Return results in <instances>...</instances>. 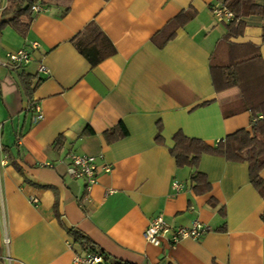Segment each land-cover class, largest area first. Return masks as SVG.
I'll return each instance as SVG.
<instances>
[{
  "label": "crops",
  "instance_id": "1",
  "mask_svg": "<svg viewBox=\"0 0 264 264\" xmlns=\"http://www.w3.org/2000/svg\"><path fill=\"white\" fill-rule=\"evenodd\" d=\"M227 1L39 0L45 10L33 13L23 35L13 15H3L9 0H0V264H74L86 252L70 228L112 262L264 264V195L249 164L202 155L197 170L210 187L198 191L195 169L170 152L179 130L216 145L252 128L239 88L219 92L212 77V55L229 32L213 9ZM255 2L258 10L242 18L243 32L230 41L260 47L264 60V0ZM192 9L195 17L159 46L158 32ZM93 22L115 49L95 66L73 42ZM33 42L39 46L29 64H7L9 52ZM120 127L128 134L108 140L106 132ZM71 151L96 156L110 172L101 170L88 190L85 179L69 174ZM159 215L172 228L199 220L208 230L157 246L144 232Z\"/></svg>",
  "mask_w": 264,
  "mask_h": 264
},
{
  "label": "trees",
  "instance_id": "2",
  "mask_svg": "<svg viewBox=\"0 0 264 264\" xmlns=\"http://www.w3.org/2000/svg\"><path fill=\"white\" fill-rule=\"evenodd\" d=\"M38 1L9 0V5L3 11V15H13L10 23L16 30L25 35L34 18L32 7ZM225 6L232 10L235 16L234 19L228 22V34L225 35L226 37L219 43L218 48L212 55L213 82L219 92L239 88L244 107L252 112V128L238 129L219 140L216 145H211L201 138L187 136L179 130L174 133L175 144L170 148V152L176 158L178 165H188L195 169L192 181L195 184L194 188L198 191H206L210 187L206 175L197 169L202 155L211 154L225 157L229 161L247 162L252 184L261 195H264V178L261 174L264 169V60L260 53V47L252 43L236 44L230 41L231 36L243 32L244 22L242 18L256 12L258 5L255 0H228ZM195 15L196 10L192 9L182 11L170 20L156 35L159 46H164L173 39L177 30L183 25L185 26ZM73 42L93 66L115 50L101 27L94 22L79 36H76ZM23 82L31 97L30 99H32L34 89L30 88L28 79L24 76ZM260 115L263 118H260ZM120 128L122 129L120 132L116 129L107 131V139L112 141L120 138L121 135L126 136L128 134L126 127ZM89 131L92 132V129H89ZM156 140H163L161 125ZM261 217L264 221V212ZM68 232L74 238L73 241L87 254L99 252L96 244L80 230L70 228ZM100 253L104 256V262L100 264H134L117 259L112 262L109 255L102 251Z\"/></svg>",
  "mask_w": 264,
  "mask_h": 264
},
{
  "label": "built area",
  "instance_id": "3",
  "mask_svg": "<svg viewBox=\"0 0 264 264\" xmlns=\"http://www.w3.org/2000/svg\"><path fill=\"white\" fill-rule=\"evenodd\" d=\"M32 9L34 13L45 10V8L38 3L34 4ZM213 10L219 21L228 23L234 19V12L226 6L217 7ZM38 46V42H33L30 48H21L17 51L9 52L7 64L12 68L29 64L34 59L35 56H33V51L36 50ZM40 70L44 73H48V68L45 65H42ZM30 110L36 113V121L41 120L44 117V113L39 103L32 102L30 105ZM260 118H263V116L260 115ZM68 157L70 159L69 174L75 179H85L88 190H90L91 187L96 184L101 170L109 172L111 170V167L108 164L100 166L97 162V157L91 154H80L71 151L68 154ZM181 186L182 185L177 182L174 183V187L176 188H180ZM31 201L37 203L38 199L36 197H32ZM149 224L150 225L147 226L144 232V236L148 242L157 246L161 245L165 238L171 245H175L187 237L200 239L208 230L203 222L199 220L193 222V225L190 227L172 228L169 224H167L166 220H164L163 215L155 217ZM7 241L8 239H6V242ZM103 262L104 256L99 253H86V255L76 253L74 258V264H100Z\"/></svg>",
  "mask_w": 264,
  "mask_h": 264
}]
</instances>
